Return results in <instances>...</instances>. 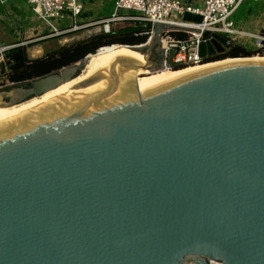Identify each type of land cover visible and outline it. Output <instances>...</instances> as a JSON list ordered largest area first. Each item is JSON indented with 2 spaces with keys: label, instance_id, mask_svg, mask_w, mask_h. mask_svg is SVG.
<instances>
[{
  "label": "water",
  "instance_id": "obj_1",
  "mask_svg": "<svg viewBox=\"0 0 264 264\" xmlns=\"http://www.w3.org/2000/svg\"><path fill=\"white\" fill-rule=\"evenodd\" d=\"M176 29L199 31L136 22L104 33L150 37L0 120V264H264V62L137 88L138 70L182 68L160 41ZM233 47L204 33L198 52L215 62ZM91 54L1 88L0 110L70 84Z\"/></svg>",
  "mask_w": 264,
  "mask_h": 264
},
{
  "label": "built area",
  "instance_id": "obj_2",
  "mask_svg": "<svg viewBox=\"0 0 264 264\" xmlns=\"http://www.w3.org/2000/svg\"><path fill=\"white\" fill-rule=\"evenodd\" d=\"M25 1L37 20L47 29L46 33L37 36L40 37L37 40L57 38L78 29L76 25L64 29L58 28L66 14H69L74 21L82 12L83 6L76 0ZM244 1L255 4L262 0H115L114 12L108 21H105L104 28L108 30L109 22L114 21L168 25L177 21L174 25L176 27L199 30L176 29L161 33L160 41L162 50H164V60L167 58L168 51L175 49L176 53L172 58V63L178 67L196 65L205 61L200 58L198 52V46L204 33L218 34L238 47H240L237 42L238 38L250 37L254 40L255 47L252 54L264 58V35L261 34L264 30L256 34H248L234 28L231 17ZM123 12H128V14ZM185 14L197 16L201 20L200 22H184L182 18ZM174 33L187 34L189 37L187 39L175 38ZM228 36H234L236 40H231ZM12 48L13 46L0 47V61L2 59L4 61V53Z\"/></svg>",
  "mask_w": 264,
  "mask_h": 264
},
{
  "label": "rangeland",
  "instance_id": "obj_3",
  "mask_svg": "<svg viewBox=\"0 0 264 264\" xmlns=\"http://www.w3.org/2000/svg\"><path fill=\"white\" fill-rule=\"evenodd\" d=\"M15 0H9L6 1L5 5H1L0 3V47L3 46H13V48L16 47H22L27 48L30 46V44H37L48 40H54L51 42H48L47 44H55L58 39L63 43V48L71 47L77 43L83 42L88 38H99L101 42L106 41L108 39H121L123 38V35L118 36H104V26L105 21H108V18L111 16V14L114 12V2L115 0H76L78 3L82 4L83 9L82 12L79 14V16L76 18V20L73 21V19L69 16V14H66L65 19L60 22V25H58L59 29L69 28L71 26L76 25L78 27L77 30L70 31L60 37L53 38V39H46V40H37L40 37H37L36 35L29 37V39H24V31L28 27V21L30 19V15H27L26 11L27 9H23L22 11L16 13L12 9V5ZM250 4L253 5V3H250L248 1H244L238 9L233 13L231 19L234 24V28L241 30L245 33H259L260 31L264 30V1L261 3L255 4L250 7ZM124 14H128V12H123ZM38 26L36 27V31L40 29V34L46 33L47 29L44 27V25L37 21ZM31 25V24H30ZM32 25H36L32 22ZM133 26L132 22H124V21H114L109 22V29L108 32H117L120 30H124L126 28H129ZM38 32V31H37ZM34 33V32H33ZM125 35V34H124ZM129 35V34H126ZM175 38H179L180 35L183 36V38H188L189 35L187 34H178L174 33ZM131 36H137L140 37L141 35L136 34ZM145 37V41L149 39V35L142 36ZM20 38L24 39V41H19L18 43L14 41H18ZM231 40H236V37L234 36H228ZM84 39V40H83ZM36 40V41H34ZM8 42H13L14 44L8 45ZM26 44H23V43ZM240 47L245 49L246 51L253 53L255 50L254 47V40L250 37L245 38H238L237 40ZM119 45V43H113ZM111 44V45H113ZM110 46V45H108ZM107 46L100 47L96 50V52ZM12 48V49H13ZM11 50V49H10ZM7 53V52H6ZM54 53V52H53ZM228 51H226L225 54H227ZM5 54V53H4ZM52 53H46V55L42 56L46 57L47 55H51ZM26 58H29L27 56V53H25ZM255 55L252 54L251 57H254ZM219 58V57H217ZM225 58V57H224ZM227 59H230L231 57H226ZM210 62V60H205L203 63ZM212 61H220V59H212ZM204 65V64H203ZM8 73L6 65H5V58L0 61V89L4 88L6 86L12 85L14 83L9 82L6 79V74Z\"/></svg>",
  "mask_w": 264,
  "mask_h": 264
},
{
  "label": "trees",
  "instance_id": "obj_4",
  "mask_svg": "<svg viewBox=\"0 0 264 264\" xmlns=\"http://www.w3.org/2000/svg\"><path fill=\"white\" fill-rule=\"evenodd\" d=\"M121 39H108L101 42L99 38H93L86 43H77L69 48H62L57 53L47 55L46 57L29 61L26 58L24 48L16 47L4 54L5 65L8 73L5 75L6 79L11 83H19L34 78L47 75L51 72L59 70L63 67L72 65L86 55L93 53L98 48L108 46L113 43L122 45H138L145 42V37H137L123 35ZM183 36H179L181 38ZM248 57L252 53L245 49L235 46L231 48L227 54L218 56L216 59H223L224 57ZM227 59V58H226Z\"/></svg>",
  "mask_w": 264,
  "mask_h": 264
},
{
  "label": "bare ground",
  "instance_id": "obj_5",
  "mask_svg": "<svg viewBox=\"0 0 264 264\" xmlns=\"http://www.w3.org/2000/svg\"><path fill=\"white\" fill-rule=\"evenodd\" d=\"M177 23V21H173L172 26H174ZM179 24V23H178ZM105 33H108V30H104ZM165 44V42H164ZM123 49H131L123 45H117L113 44L104 48L99 49L95 54H91L87 58V63L86 66L84 67L83 71L81 74L70 84L63 86L61 88H58L54 91H51L49 93H46L42 95L41 97L34 98L30 101L21 103L17 106H13L11 108H6L3 110H0V120L9 118L15 115H18L26 110H29L47 100H50L74 87H76L78 84L82 83L85 79H87L93 72H94V67L91 68L93 63L98 57H101L103 55H126ZM253 61H261L264 62V58L261 57H249V58H230V59H224L221 61H215V62H207L206 63H200L196 65H187L183 66L182 68H179V70H170V69H162L160 71L154 72V73H149L148 71L145 72H140L139 70L136 71L135 73V79L137 83V88H139L142 85L158 81L164 78H168L174 75L198 70V69H203L207 67H212V66H217V65H223V64H230V63H236V62H253ZM204 64V65H203ZM91 68V69H90Z\"/></svg>",
  "mask_w": 264,
  "mask_h": 264
},
{
  "label": "crops",
  "instance_id": "obj_6",
  "mask_svg": "<svg viewBox=\"0 0 264 264\" xmlns=\"http://www.w3.org/2000/svg\"><path fill=\"white\" fill-rule=\"evenodd\" d=\"M6 1H9V0H0L1 5H5ZM262 1H264V0H262ZM261 2H258V3H261ZM258 3H255V4H258ZM255 4H253V5H255ZM253 5L250 4V7L252 8ZM12 7H13L12 9L14 10V12H16V13L22 11L25 8V9H27V10H25L27 15H30V19L28 21V27L24 31V35H25L24 39L25 40L29 39L30 35H31V37H32V35L33 36H35V35L39 36L40 35V32H39L40 29L37 30L38 32L35 30L36 27L38 26V24H37L38 20L35 17V15L31 12L26 1L25 0H15ZM32 22L35 23L36 25H32ZM247 33L248 34H256V33H249V32H247ZM24 39L20 38L18 41H14V42L15 43L16 42L18 43L19 41L22 42V41H24ZM50 39H53V38H50ZM55 40H57V42L55 44H51V43L47 44L48 42H51L54 40H48V41H44V42L37 43V44H30L29 47L24 49L25 53H27V56L29 57L27 59L29 61L36 60V59L42 58V56L46 55V53H49V54L52 53L53 54V52L57 53L58 51H60L63 48V43L58 39H55ZM7 44L10 45V44H14V43L8 42Z\"/></svg>",
  "mask_w": 264,
  "mask_h": 264
},
{
  "label": "flooded vegetation",
  "instance_id": "obj_7",
  "mask_svg": "<svg viewBox=\"0 0 264 264\" xmlns=\"http://www.w3.org/2000/svg\"><path fill=\"white\" fill-rule=\"evenodd\" d=\"M157 59V56L156 55H153V60H156Z\"/></svg>",
  "mask_w": 264,
  "mask_h": 264
}]
</instances>
